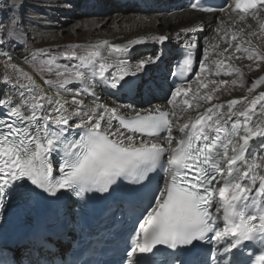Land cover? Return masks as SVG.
Masks as SVG:
<instances>
[{
	"label": "snow or ice",
	"instance_id": "snow-or-ice-1",
	"mask_svg": "<svg viewBox=\"0 0 264 264\" xmlns=\"http://www.w3.org/2000/svg\"><path fill=\"white\" fill-rule=\"evenodd\" d=\"M187 7L228 14L227 20L213 17L219 21L217 33L229 25L235 29L228 48L219 53L224 59L212 61L214 73L204 50L197 94L208 87L199 79L206 72L238 74L243 87L241 68L231 63L224 68L233 59L258 61L256 68L264 72V48L253 44L255 31L244 27H253L248 21H264V0H225L219 8L209 0H189ZM39 27L26 0H0V67L5 70L0 81V213L13 200L28 204L45 194L59 199L66 190L80 198L94 191L111 195L118 182L126 181L143 195L131 213L121 264H264V74L247 95L224 102L216 95L227 83L223 79L211 81V91L200 95L195 107L186 98L176 103L191 90L184 84L171 90V108L105 102L99 89L131 91L130 79L160 59L158 54L132 65L116 55L146 38L128 45L104 40L29 50ZM260 30L264 35V22ZM197 31L182 27L174 37L181 42ZM241 35L243 42L237 41ZM170 38L151 37L160 43ZM87 48L95 50L78 51ZM114 55L117 62L108 63ZM192 66L188 54L185 70ZM24 251L19 261L0 264H24L25 259L49 264L42 260V249L27 248V256Z\"/></svg>",
	"mask_w": 264,
	"mask_h": 264
},
{
	"label": "bare ground",
	"instance_id": "bare-ground-1",
	"mask_svg": "<svg viewBox=\"0 0 264 264\" xmlns=\"http://www.w3.org/2000/svg\"><path fill=\"white\" fill-rule=\"evenodd\" d=\"M72 1L76 5L82 6V8L77 9L75 12H87L84 9L83 2L87 0H67ZM97 9L95 12H100L101 10L110 8L115 10H126L127 13L116 14L111 18L114 27H108V31L112 36V39L109 40V43H119L121 45H128L129 41L140 39L141 37L146 38L143 42L128 45L129 50L123 54L119 55L124 59L128 64H137L141 59H148L150 57H155L160 55V59L155 64L147 65L137 77L130 79V83L133 84L131 91L127 89L115 90L111 88L99 89V94L102 99L107 102L113 100L121 104H134L137 108H147L151 106H159L161 108H171V105H168V100L171 98V90H174L175 86H172L169 77L167 76L170 72L174 60L180 55L183 50L190 51L194 54V69L190 74V77L184 81L186 87L191 85V90L188 92L187 96L178 97L177 104L181 103L182 98L189 99L190 103L192 101H198L199 93L197 94L196 89L198 87V78L197 74L200 73V63L205 59L204 50H208V66L212 69L214 73L215 68L212 67L210 60H221L224 59L219 55L223 49L228 48V43L231 41V36L234 28L230 25L225 30L217 33L215 29L219 21L214 19V16L220 17L223 16L226 20L228 19V14L226 13H201L195 12L187 7L186 0H94ZM144 2L147 3V6L144 5ZM229 3L232 0H228ZM154 8H160L156 14V20L151 22L150 20H145L146 9L151 10ZM75 10V9H74ZM131 11H137L141 15L138 16L136 20V14H132ZM94 12V13H95ZM104 18H93V19H84V27L89 29L90 39L88 45L99 44L101 41H104L99 37V25L104 23ZM118 20L119 23H115ZM264 21H248L249 24H252V28L249 29L245 27V31H255L256 35L252 37L253 44L261 47V30L260 23ZM76 22L74 25L78 24ZM182 27H197L199 31L190 32L187 36L183 37L181 42H177L174 33L179 31ZM106 29V28H105ZM225 31L227 34L225 35ZM83 35V34H82ZM159 35H169L171 38L163 43L154 41L151 39L152 36ZM77 35V37H79ZM223 37V39H221ZM243 35L237 37V41H245ZM194 43L196 47L190 48L189 44ZM246 46V43L243 45ZM229 52L233 50L228 49ZM102 54L106 52L105 49H101ZM199 54V55H198ZM236 55H240L237 53ZM110 60L108 63H116L117 60L115 55L108 57ZM226 63L234 64L237 67H245L249 63L244 60H231ZM252 69L255 72H244L247 78L251 77L256 78V73L258 74V68L255 64H252ZM167 67V68H166ZM25 68V67H24ZM29 71V69L25 68ZM12 70L9 68L8 72ZM5 70L3 67H0V81L3 80V75ZM31 72V71H29ZM166 75V76H164ZM214 76V74L202 73L199 76L200 80H203L204 83H209L212 88L211 81H215L216 84H219V81L210 78L209 76ZM167 77V79H166ZM251 86V83L249 87ZM208 88V87H207ZM207 88H202L203 93L206 92ZM248 88V87H246ZM201 89V88H200ZM220 90H223V87H220ZM245 89L241 90H232L230 94L228 93H217L219 102H224L228 99L239 98L241 96L247 95ZM213 102H217L214 97ZM195 107V104H193ZM186 107V106H185ZM188 112H193V109H188ZM178 115H180L178 110Z\"/></svg>",
	"mask_w": 264,
	"mask_h": 264
},
{
	"label": "rangeland",
	"instance_id": "rangeland-1",
	"mask_svg": "<svg viewBox=\"0 0 264 264\" xmlns=\"http://www.w3.org/2000/svg\"><path fill=\"white\" fill-rule=\"evenodd\" d=\"M94 0H87L83 2L84 9L87 10V12H75L77 9L82 8L81 4L76 5L72 1L67 0H26V8L29 12H31L36 19V21L41 25V27L36 28L34 30V36L35 39L33 41H29V50H35L36 48H52L55 49L57 47L64 49L67 48L69 45H88V41L90 39L89 35V29L87 27H84V24L82 23L84 19H93V18H106L104 23L99 25V37L103 40H111L112 36L110 35L108 31V27H114L115 24H113L112 19L109 17H113L116 14H124L128 11L126 10H115V9H104L100 12H95L97 9V6L95 5ZM148 4L144 2V5L147 6ZM79 6V7H78ZM75 9V10H74ZM160 8H154L151 10L146 9V15L145 20L147 21H155L156 20V14L157 11ZM95 12V13H94ZM132 14H136V20L139 15H141L137 11H131ZM76 22H79L78 24L74 25ZM119 23L118 20L115 21V23ZM106 28V29H105ZM77 37V35H79ZM83 34V35H82ZM261 48H264V35L261 36ZM247 46V45H246ZM95 49L87 48V49H80L78 50L81 53L84 52H90L94 51ZM18 55H23V50H21ZM199 55V54H198ZM246 60V59H245ZM110 60L108 59L107 62ZM214 61L213 59L210 60V63L212 67L215 68L214 64L212 63ZM247 61V60H246ZM75 62V61H74ZM249 64L245 67H240L241 71L244 73L246 71H249V65L259 63L258 61L255 62H249ZM21 67H25L29 69V71H32L31 67L29 65L21 64ZM228 67V63H225L224 68ZM24 68V69H25ZM167 68V67H166ZM252 68V66H251ZM26 70V69H25ZM28 71V70H26ZM258 74L256 73V78L259 77V75L264 74V72H261L260 69H258ZM249 72H255L249 71ZM169 74V72H168ZM167 74V76H168ZM245 75V73H244ZM166 76V75H164ZM212 79H215L220 82V80H226L227 83L222 85L223 90H220L218 93H228L230 94L231 89L233 90H241L245 89L247 91L246 87H249L250 83H252L255 79L249 77L247 78L244 76V86H240V79L241 77L238 74H233L232 76H224L221 75L219 77L209 76ZM167 79V77H166ZM232 80H237L238 83L236 85L232 84ZM208 84V88L205 93H208L211 91V84ZM203 89H200L199 96L204 95ZM217 95V94H216ZM219 96V95H217ZM197 101H192V104H195Z\"/></svg>",
	"mask_w": 264,
	"mask_h": 264
}]
</instances>
